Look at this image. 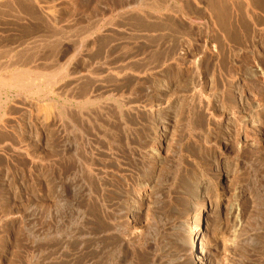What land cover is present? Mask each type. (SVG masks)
Returning a JSON list of instances; mask_svg holds the SVG:
<instances>
[{"label": "rangeland", "instance_id": "rangeland-1", "mask_svg": "<svg viewBox=\"0 0 264 264\" xmlns=\"http://www.w3.org/2000/svg\"><path fill=\"white\" fill-rule=\"evenodd\" d=\"M4 1L2 44L27 40L19 68L47 79L0 86V264H196L173 260L140 210L187 218L221 160L237 165L225 205L246 191L228 263L264 264V0H42L43 19ZM219 216L226 236L241 229Z\"/></svg>", "mask_w": 264, "mask_h": 264}, {"label": "bare ground", "instance_id": "bare-ground-1", "mask_svg": "<svg viewBox=\"0 0 264 264\" xmlns=\"http://www.w3.org/2000/svg\"><path fill=\"white\" fill-rule=\"evenodd\" d=\"M2 1V0H1ZM12 1V0H11ZM15 1V0H14ZM16 1H20V7L21 10L24 14L30 15V16H37V14H35L33 12V8L38 10L39 15L41 16V19H43L44 17L47 16H51L54 15L53 14V8L52 6L49 5V3L42 4V0H16ZM41 1V2H40ZM6 4L9 3V1L7 2L4 1ZM40 2V3H39ZM3 3V2H2ZM0 3V4H2ZM16 3V2H15ZM44 3V1H43ZM12 4V3H11ZM18 4V5H19ZM34 4L36 5V7L34 6ZM51 4V3H50ZM224 4V3H223ZM13 5V4H12ZM17 5V4H16ZM53 5V4H52ZM57 6V5H56ZM19 7V6H18ZM8 8V7H7ZM4 9V8H3ZM20 9V8H19ZM36 10V11H37ZM1 11V9H0ZM6 11V10H5ZM18 11V13H20ZM4 12V11H3ZM13 12V11H12ZM55 12V11H54ZM10 14V13H9ZM22 14V13H21ZM225 14V13H224ZM23 15V14H22ZM3 16V15H2ZM25 17V16H24ZM28 17V16H27ZM19 18V17H18ZM34 18V17H33ZM156 18V17H155ZM35 19V18H34ZM52 19V18H51ZM56 19V18H55ZM40 20V19H39ZM38 20V21H39ZM45 20V19H44ZM49 20V19H47ZM222 20V19H221ZM8 21V20H7ZM50 21V20H49ZM55 21V20H54ZM3 23V22H2ZM8 23V22H7ZM34 24V23H32ZM39 25V24H38ZM56 25V24H55ZM58 25V24H57ZM4 26V24H3ZM29 26V25H28ZM45 26V25H44ZM67 26V25H66ZM10 27V26H9ZM33 27V26H32ZM31 27V28H32ZM47 27V26H46ZM11 28V27H10ZM52 28V27H51ZM21 29V28H20ZM25 29V27H24ZM35 29V28H34ZM55 29V28H54ZM57 29V28H56ZM150 29V28H149ZM2 30V29H1ZM22 30V29H21ZM27 30V28H26ZM29 30V29H28ZM12 31V30H11ZM10 31V32H11ZM25 31V30H24ZM54 31V30H53ZM67 32V31H66ZM19 33V32H18ZM58 33V32H57ZM63 33V32H62ZM59 34V33H58ZM6 35V34H5ZM10 35V34H9ZM53 35V34H52ZM89 35V34H88ZM6 37V36H3ZM24 37V36H23ZM26 37V36H25ZM59 37V35H58ZM53 38V37H52ZM61 38V37H60ZM28 39V38H27ZM44 40V39H43ZM33 41V40H32ZM73 41V40H72ZM16 43H14V41H11L8 44H2V41L0 40V55H4L3 57H9L11 58V62H9L8 64L4 63V65L6 64V66H0V71L2 69H12V71L10 72L9 75H7L6 77H0V86L2 85H9V86H17V87H23V89H25V87L29 84H32L36 79L39 78H45L47 79V77L45 75L42 74H33L30 75V72L32 71H27L29 70L26 69H22L19 68L21 67L19 62V58L27 56L26 53H28V51H30L31 49V45L30 47L28 46V42L27 40H25L24 38H18L15 41ZM80 42V41H79ZM13 43V44H12ZM52 43V42H51ZM81 43V42H80ZM39 49V48H38ZM80 49V48H79ZM24 50V51H23ZM21 51V55H19ZM26 53L24 54L23 52ZM76 51V50H75ZM51 52V51H50ZM30 53V52H29ZM74 53V52H73ZM19 55V56H18ZM29 55V54H28ZM41 55V54H40ZM38 57V56H37ZM2 58V57H1ZM30 58V57H29ZM28 58V59H29ZM41 58V57H40ZM3 59V58H2ZM19 59V60H18ZM9 61V60H7ZM28 64V63H27ZM38 64V63H37ZM3 65V64H2ZM24 66V64H23ZM59 66V65H58ZM30 67V66H28ZM50 67V66H48ZM63 67V66H62ZM53 68V67H52ZM51 68V69H52ZM61 68V67H60ZM46 70V69H45ZM53 70V69H52ZM51 70V71H52ZM61 70V69H60ZM4 71V70H3ZM39 72V70H37ZM48 71V70H47ZM50 71V73H47L46 75H50L52 72ZM57 70L55 69V72ZM34 72L35 69H34ZM41 72V71H40ZM54 72V71H53ZM57 73V72H56ZM61 73V72H60ZM63 73V71H62ZM5 75V74H4ZM60 76V75H59ZM49 77V76H48ZM50 78V77H49ZM63 78V77H62ZM61 78V79H62ZM70 78V77H69ZM53 79V77H52ZM41 80V79H40ZM44 80V79H42ZM46 81V80H45ZM52 82V81H51ZM46 83V82H45ZM49 83V82H48ZM53 83V82H52ZM67 83V82H66ZM72 83V82H71ZM47 84V83H46ZM69 84V82H68ZM2 86V87H4ZM28 86V88H30ZM1 87V88H2ZM16 87V88H17ZM27 88V87H26ZM42 89V88H41ZM68 89V88H67ZM31 93V92H29ZM34 93V91H33ZM44 93V92H43ZM66 93V92H65ZM80 95V94H79ZM43 96V95H42ZM68 97V96H67ZM74 98V97H73ZM87 98V97H86ZM88 101V100H87ZM34 102V101H33ZM50 106V105H49ZM61 108V107H60ZM206 108V107H205ZM67 109V108H66ZM47 110V109H46ZM170 132L169 130L166 128L164 129V131H162V134L159 135V144L160 145H164L168 142L169 137H170ZM139 137V136H138ZM135 139V138H134ZM139 139V138H138ZM119 140V139H118ZM128 141V140H127ZM139 141V140H138ZM141 141V140H140ZM143 141V140H142ZM139 143V142H138ZM120 145V144H119ZM159 145V146H160ZM129 146V145H128ZM119 147V146H118ZM161 147V146H160ZM143 148V147H142ZM112 149V148H111ZM135 149V147H134ZM125 150V149H124ZM133 150V149H132ZM132 150H129L130 154L129 156L132 157L133 153L131 152ZM147 150V149H146ZM151 150V149H149ZM152 151V150H151ZM114 152V151H112ZM150 152V151H148ZM127 153V151H126ZM125 153V154H126ZM136 153V151H135ZM153 151L151 153L148 154H152ZM154 154V153H153ZM128 156V155H127ZM152 156V155H150ZM134 158V157H133ZM155 158V156L153 157ZM129 159V158H128ZM156 159V158H155ZM121 161V160H120ZM154 163L151 164L152 165V170L155 171L158 169V167L160 166V164H158L159 162L156 160H153ZM236 164L231 163L228 160H221L218 165H217V172L219 174V180L218 183L216 184H211V182L209 181V179L205 178L204 176H200V178H198L195 182V184L193 183V188L192 190H194V195L192 199L189 202V210H188V216L187 218H183L182 216L180 217L179 214L177 216L173 215H164L162 217H158L155 220H152L154 218L150 217L148 213V206L146 208V206L142 207L141 214L142 216H144V221L145 223H147L148 229L150 227V223L153 222L156 225H160V227L165 228L162 232V237L159 241L160 246H162L161 248H163L164 250H166L168 252L169 256H172L173 260H177L178 258H182V256L185 254L189 260H193L194 263L196 264H229L228 260L230 258V255L234 253V251L236 249H238L239 245L241 244V240L244 239V234L242 232V227H243V223H244V210L241 207V201L244 200L245 195H246V191L245 189H238L234 188V193L235 196L237 198V200L232 203L229 204V206L225 205V200L226 198V193L227 191H224L223 189L225 188V185L227 184L228 181H230V178L235 174L236 172ZM153 176L149 177L148 180L146 181V185L144 186V188L141 191V196L142 197H146L148 194V191L151 190V184L154 181L152 178ZM188 181V180H187ZM221 183V184H219ZM183 186V185H182ZM218 186L221 189V192L218 191ZM226 189V188H225ZM210 194H212V196L215 197L214 200L210 199ZM190 196V197H191ZM228 196V195H227ZM198 198H200L201 201H207V203L204 202V204L202 205H198ZM226 198V199H225ZM196 199V200H195ZM198 199V200H197ZM227 202V201H226ZM195 206H197V208H195ZM257 207V206H256ZM196 209V213L193 215L191 213V211H193V209ZM226 208V210L230 213V214H235L238 219V226L241 227L238 228V230H234L232 229V235L230 237H228L229 235H225V232L229 231L227 230L226 226L223 224H219L217 222H215V220L217 219V217L222 213V211ZM188 209V208H187ZM131 211H133V207L130 209ZM186 210V209H185ZM259 212V211H258ZM100 214V213H99ZM144 214V215H143ZM152 215V214H150ZM261 215V214H260ZM164 217V218H163ZM220 217V216H219ZM152 218V219H150ZM261 218V217H260ZM151 220V221H150ZM100 221V220H99ZM261 222H264L261 220ZM102 223V221H101ZM261 224V223H260ZM206 225V229H209L208 234L205 233V226ZM159 227V226H158ZM107 228V227H106ZM261 226L258 225L257 226V230L258 233L261 230ZM159 230V229H158ZM103 231V230H102ZM159 232V231H158ZM161 233V232H160ZM230 233V234H231ZM229 234V232L227 233ZM260 239V238H259ZM259 243V242H258ZM264 243V242H262ZM156 246V245H155ZM262 246H264V244H262ZM259 248V246H257ZM262 249H264V247H262ZM258 251V250H257ZM262 255V254H261ZM163 257V256H161ZM233 257V256H232ZM171 258V257H170ZM262 258H264V256H262ZM163 259V258H162ZM175 260V261H176ZM232 260V259H231ZM264 261V260H262ZM260 262V260L258 261V263ZM161 263V262H160ZM261 263V262H260Z\"/></svg>", "mask_w": 264, "mask_h": 264}]
</instances>
